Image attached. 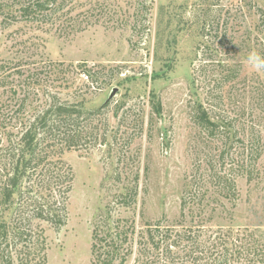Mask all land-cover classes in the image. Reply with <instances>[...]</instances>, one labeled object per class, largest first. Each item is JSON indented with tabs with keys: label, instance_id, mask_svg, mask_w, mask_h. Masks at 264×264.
<instances>
[{
	"label": "rangeland",
	"instance_id": "rangeland-1",
	"mask_svg": "<svg viewBox=\"0 0 264 264\" xmlns=\"http://www.w3.org/2000/svg\"><path fill=\"white\" fill-rule=\"evenodd\" d=\"M22 5L23 0H0V58L50 61L56 74L61 71L59 77L68 83L73 80L70 88L59 87V100L78 102L82 111H96L88 122L97 126L94 131L106 132L94 146L62 154L73 181L65 223L45 226L46 264H89L92 222L108 207L112 216L135 220L142 214L152 220L184 217L181 198L195 186L205 190L202 203L214 226L264 231V110L255 106L256 95L248 86L244 93L241 90L243 79L251 85L257 78L264 80V75L245 68V53L233 62L239 65V80L210 90L206 85H212L222 69L217 61L200 68L201 60L226 58L231 52L201 45L192 63L205 18L210 40L218 31H225L226 41L236 37L244 45L264 38V22L257 12L258 6L264 9V0H73L47 21L40 14L37 19L33 13L21 17ZM67 9L70 13L65 15ZM66 16L78 20L86 16L85 27L64 35L60 28ZM192 74L201 86L198 97L192 95ZM230 96L236 98V105L230 103ZM196 98L214 120L220 108L213 106L221 103L232 119L229 136L236 133L244 145L250 124L254 119L258 123L260 174L249 181L236 177L234 198L221 197L210 176L221 169L223 139L209 136L193 120ZM242 107L243 119L234 120ZM237 146L234 142L226 148L223 171L237 167L227 163L239 158ZM129 188L137 195L125 206L118 195Z\"/></svg>",
	"mask_w": 264,
	"mask_h": 264
},
{
	"label": "trees",
	"instance_id": "trees-1",
	"mask_svg": "<svg viewBox=\"0 0 264 264\" xmlns=\"http://www.w3.org/2000/svg\"><path fill=\"white\" fill-rule=\"evenodd\" d=\"M72 1L23 0L21 17L26 19L33 13V19H37L40 14L47 21L52 12ZM44 11L47 12L43 15ZM257 12L264 22V9L258 6ZM67 13L69 9L64 14ZM84 20L87 21L86 16L80 20L66 16L61 33L67 35L81 30L86 24H82ZM205 21L199 28L201 41L194 48L192 63L201 45L214 52L218 49L231 52L225 56L227 59L201 60L200 68L217 61L215 65L222 69L213 84L206 85L212 90L220 84L239 80V65L233 62L237 56L251 51L264 55V38L251 43L249 30H245L244 40H248L245 45L236 41V37L226 41L225 31H218L215 39L210 40L211 36L206 33L210 31L209 24ZM202 72L205 73L203 69ZM60 74V70L56 74L50 61L0 58V264H46L45 226L57 228L65 223L73 181L72 169L63 161L62 154L94 146L97 139H105L106 132L94 131L97 126L88 122L89 115L96 111H82L78 102L59 100L60 90L73 84V80L68 83ZM258 79L251 85L243 79L241 90L244 93L248 86L256 95L255 106L264 110V80ZM55 80L60 82L53 85ZM191 86L192 95L198 97L201 86L193 74ZM228 99L236 105V98ZM195 101L198 103L193 108V120L206 129L209 136L217 134L223 139L219 153L221 169L210 176L215 179L221 197L234 198L236 177L245 176L249 181L260 174L257 160L262 153V143L258 123L254 119L250 124V138L244 145V139L237 138L236 133L229 136L232 119H228L226 110L219 106L221 103L213 106L220 108L214 120L203 107V101L197 98ZM155 109L159 112L160 105ZM243 117L242 107L234 120ZM234 142L239 145L236 149L239 158L227 163L230 168L232 164L237 167L226 172L222 169L226 163V148H231ZM201 189L195 186L186 191L180 201L186 213L172 221L165 217L148 219L142 213L138 220L112 216L106 206L105 214L96 215L92 222L89 264H264V231L211 224V214L205 213L202 203L205 190ZM136 195V189L129 188L118 196L119 201L128 206Z\"/></svg>",
	"mask_w": 264,
	"mask_h": 264
},
{
	"label": "clouds",
	"instance_id": "clouds-1",
	"mask_svg": "<svg viewBox=\"0 0 264 264\" xmlns=\"http://www.w3.org/2000/svg\"><path fill=\"white\" fill-rule=\"evenodd\" d=\"M245 68L257 75H264V55L257 51H251L246 57Z\"/></svg>",
	"mask_w": 264,
	"mask_h": 264
},
{
	"label": "built area",
	"instance_id": "built-area-1",
	"mask_svg": "<svg viewBox=\"0 0 264 264\" xmlns=\"http://www.w3.org/2000/svg\"><path fill=\"white\" fill-rule=\"evenodd\" d=\"M86 77V76H85Z\"/></svg>",
	"mask_w": 264,
	"mask_h": 264
}]
</instances>
